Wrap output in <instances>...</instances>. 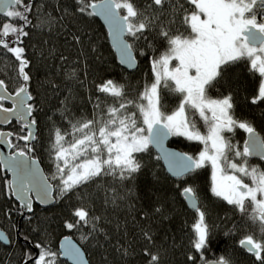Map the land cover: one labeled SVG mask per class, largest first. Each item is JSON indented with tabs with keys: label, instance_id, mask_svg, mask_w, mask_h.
Instances as JSON below:
<instances>
[{
	"label": "trees",
	"instance_id": "16d2710c",
	"mask_svg": "<svg viewBox=\"0 0 264 264\" xmlns=\"http://www.w3.org/2000/svg\"><path fill=\"white\" fill-rule=\"evenodd\" d=\"M24 2L29 3V0ZM30 2L32 11L28 15L31 24L25 28L28 36L22 37L20 46L25 48V56L30 61L32 79L29 90L36 106L32 118L36 119L38 131L31 149L46 174L50 175L56 130L70 132L77 122L99 118L109 105L121 102L119 98L99 92V85L112 80L123 86L124 100L147 105L142 94L155 82L152 62L170 47L160 32L188 35L189 29L181 17L192 9L185 0H169L162 11L147 8L151 0H134L138 7L147 8L146 15L152 17L153 26L140 39L127 37L138 62L135 71H128L118 61L106 28L96 16L79 13L77 0ZM10 20L20 23L0 14V24ZM17 69L18 62L13 54L0 48V79L5 81L11 93L22 84ZM262 81L259 73L250 70L249 61L240 60L228 65L221 77L206 86V96L222 99L230 95L232 116L254 127L264 138V102L252 103ZM159 97L161 111L166 114L175 111L183 98L174 91L172 81H168V86L161 81ZM186 109L196 128L206 134L208 124L198 112ZM127 110L136 113L138 126H143L138 108L130 104ZM8 129L13 134V148L25 149V142L19 139L25 135L21 124L12 122ZM224 136L243 150L244 129L236 127L231 132L226 131ZM170 144L194 157L204 148L199 141L176 135ZM136 156L141 168L130 178L98 176L65 193L49 207L34 204L33 211L23 219V208L8 189L9 176L0 167V229L11 241L9 245L0 242V264H34L41 251L37 244L59 254V242L64 236L73 237L82 246L91 264H146L145 247L160 253L161 264H192L188 259L190 255L196 257V264H204L192 248L193 224L198 214L188 208L182 195L186 186L196 189L199 206L205 212L209 226L204 260L224 257L230 264H257L254 257L241 247L239 240L249 234L260 239L258 226L236 206L211 191L210 164L181 179H174L168 175L151 146L147 152ZM228 156L237 164L243 162V158L234 157L231 152ZM247 164L264 171L263 160L247 157ZM77 207H84L91 215L100 217L97 224L103 231H96L83 239V234L91 231L89 226L79 230L66 229L64 223L72 219L70 214ZM143 231L152 234V244L143 239ZM123 249H127V254ZM27 254L33 257L32 261L27 260ZM57 264L67 262L58 255Z\"/></svg>",
	"mask_w": 264,
	"mask_h": 264
},
{
	"label": "snow or ice",
	"instance_id": "6c2138e0",
	"mask_svg": "<svg viewBox=\"0 0 264 264\" xmlns=\"http://www.w3.org/2000/svg\"><path fill=\"white\" fill-rule=\"evenodd\" d=\"M77 11L88 16H103L108 23L109 31L121 55V63L134 66L135 57L132 40L140 39L150 31L153 20L146 15L147 8L164 10L169 0H151L147 8H140L134 0H77ZM193 10L182 15V23L190 30V35L183 33L170 34L161 31L160 35L170 46L159 59L152 62L155 72V82L146 87L142 98L147 105H135L133 101L124 100V89L112 80H107L97 87L101 93L119 98L121 102L109 105L99 118L77 122L72 125L71 133L55 132L53 148L57 173L52 179H59L61 194L72 191L98 176H119L121 180L128 179L140 170L141 164L136 154L149 150L150 145L162 146L163 140L169 135L184 136L188 140L203 143L204 148L197 156L187 153H165L169 162V170L176 176H184L211 164V191L222 197L238 211L249 217L258 226L260 239L253 234L239 240V244L247 253L254 257L257 264H264V171L257 167H249L247 157L258 155L264 158V138L256 134L254 127L245 122L233 119L232 97L210 99L206 96V86L222 76L227 66L240 60L250 62V70L259 73L264 78V0H187ZM15 6L16 10H13ZM0 10L19 24L11 20L0 24V48L13 54L18 62V76L22 84L11 93L4 80L0 79V123L10 122L12 116L26 121L24 127L27 134L19 139L28 142L36 139L33 127L36 119L27 121L36 111L35 98L29 90L30 61L25 56V48L20 46L22 37H27L25 28L31 24L29 13L32 4L24 0H0ZM78 40L79 37H76ZM179 61L178 65L169 69L171 60ZM194 71V74L192 72ZM161 81L168 86V81L174 83V91L182 94L179 107L171 114L161 111L159 88ZM4 101H11L12 107H5ZM31 101V103H30ZM264 102V81L261 82L258 94L252 103ZM133 104L142 116L143 126H138L136 113L129 112L128 106ZM99 107V105H97ZM186 107L199 113L201 119L208 124L207 135L201 134L187 113ZM210 113V115H209ZM244 129L249 139L243 150L231 144L223 135L234 128ZM12 133L0 132V142L12 147ZM71 136V139L66 137ZM30 146L13 152L4 161L16 179L8 184V189L15 192L22 206L32 210L30 194L37 191V199L43 203L51 199L52 186L47 177L39 176V170L32 167L35 161H30L28 153ZM234 157L243 158L237 164L229 160L228 153ZM0 159H4L0 153ZM225 167L232 170L231 175H224ZM243 177L250 179L245 183ZM11 194V192L9 193ZM182 195L191 203L197 212V221L193 224L194 239L192 248L199 254L204 264H230L224 257L216 261L204 260L209 239V226L205 222V212L198 204L196 189L186 186ZM159 211V209H157ZM72 219L66 220L64 227L69 230H79L89 226L91 231L83 234L87 239L98 228L100 217L90 214V210L77 207L71 214ZM143 239L153 243L152 234L143 231ZM0 241L11 242L8 236L0 231ZM41 251L34 264H57L58 255L70 256L75 264H88L80 248L65 237L64 251L57 253L51 248L36 245ZM127 254V249H123ZM143 254L147 257L146 264H161L158 251L145 247ZM188 259L196 264V257ZM27 260L33 257L27 254Z\"/></svg>",
	"mask_w": 264,
	"mask_h": 264
},
{
	"label": "water",
	"instance_id": "95a60500",
	"mask_svg": "<svg viewBox=\"0 0 264 264\" xmlns=\"http://www.w3.org/2000/svg\"><path fill=\"white\" fill-rule=\"evenodd\" d=\"M13 7H14V6H13ZM0 14H2V15L5 14V11H4V10H0ZM96 17H97L98 20L102 23V25L106 28V30H107V32H108V40H109V43H110L111 47L113 48L114 53H115V55H116L118 61L120 62V64L123 66V68H125V69L128 70V71H135V70L138 68V62H137V59H136V56H135L134 50L132 49V53H133V55H134V57H135V63H134V66L129 67V66L126 65V64H122V63H121V55H120V52H119V50L117 49L116 44H115V42H114V40H113V37H112L111 34H110V31H109V27H108V23H107V21L104 19L103 16L96 15ZM125 39L128 40V39H127V36H125ZM128 42H129V41H128ZM129 43H130V42H129ZM13 94H14V93H13ZM4 102L7 103V104H9L10 107H12V102H11V101H4ZM30 103H31V101H30ZM5 107H6V106H5ZM31 119H32V116L27 117V121H31ZM13 121L20 122L21 124H23V126H24V124L26 123V121L18 120L15 116H12L10 122H7V123H0V126L6 128V127H8ZM24 128H25V127H24ZM25 129L27 130V128H25ZM32 130H33V132L35 133V136H36V135H37V131H38V129H37V124L33 127ZM2 132H4V133H11L9 130H3ZM256 134H257L259 137L262 138L261 134H260L258 131H256ZM171 139H172V135H169V136H167V138H165V139L163 140L162 146H159V147L156 146V145H150V146H151V148L156 152V154L158 155V157H159L160 160L162 161V164H163V166H164L166 172L168 173V175L171 176V177L174 178V179H181V178L187 176V175L190 174V173H188V174H186V175H184V176H176V175H174V174L169 170V162H168V160L165 158V153L183 154V153H186V152H184V151H182V150H180V149H178V148L172 146V145L170 144ZM248 139H249V135H248V133H247V134H246V140H245V142L248 141ZM35 140H36V139L26 142V144H27L28 146H30V151H29V153H28V158H29L30 161H33V160L35 161V163L32 165V167L35 168V169H38V170H39L38 175H39V176H42V177H47V174H46V172H45V170H44V168H43L41 162L39 161L38 158L34 157V156H33V153H32V149H31V147H32V144L35 142ZM16 151H18V150H16ZM13 152H15V151H12V147H11V145H9V144H7V143L0 142V153H2V154H3V157H4V159H0V166H1L2 170H4V171L8 174V176H9V182L14 181V180L16 179V177H14L13 173H12L8 168L5 167V163H4V161L7 160ZM249 157L252 158V159H260V160H263V161H264V158H262V157H260V156H258V155H252V156H249ZM47 179H48V177H47ZM48 183L52 186L51 199L49 200V202H47V203H43V202H41V200H39V199L36 198V197H37V191L33 190L32 193L30 194V198H31V202H32V210H33V204H34V203L37 204V205L40 206V207H43V208L49 207V206H51V205H53V204L55 203V201H56V198H55V188H54L53 184L50 182L49 179H48ZM11 192H12V197H13V198H14V199H15V200H16V201L22 206V203H21L20 200L17 199L15 192H13L12 190H11ZM185 201H186V204H187L188 208L191 209V210H193V211H195V210L192 208L191 203H190L186 198H185ZM198 204H199V200H198ZM22 207H23V206H22ZM32 210H31V211H32ZM31 211H28L26 208L23 207V214H22L21 219L25 218V217H26ZM0 231H3V232L6 234V232H5L4 230L0 229ZM19 231H20V230L18 229V234H19ZM6 235H7V234H6ZM7 236H8V235H7ZM65 237H68L69 240H70V242H71L72 244H74L76 247L80 248L81 252L83 253L84 259L88 261V264H91L90 261H89V259H88V257H87V255H86V253H85V251H84V249L82 248V246H81V245H80V244H79V243H78L73 237H71V236H64V237L60 240V242H59V252L62 253V252L64 251L63 245H64V243H65ZM8 238H9V236H8ZM9 240H10V238H9ZM0 242H2V243L5 244V245H9V244H10L9 242H5V241H0ZM243 249H244V248H243ZM244 250H245V249H244ZM60 257H61V259H63L64 261H66L67 264H75V261H74L70 256L60 255ZM213 261H216V260H211V261H209V262H213Z\"/></svg>",
	"mask_w": 264,
	"mask_h": 264
},
{
	"label": "rangeland",
	"instance_id": "374dc122",
	"mask_svg": "<svg viewBox=\"0 0 264 264\" xmlns=\"http://www.w3.org/2000/svg\"><path fill=\"white\" fill-rule=\"evenodd\" d=\"M188 35H190V30H189V34ZM178 63H179V61L178 60H176V59H173V60H171L170 61V63H169V69L171 70V69H173V68H175L177 65H178ZM155 73V72H154ZM192 74H194V72H192ZM263 81H264V78H263ZM211 99V98H210ZM147 101V100H146ZM186 113H187V109H186ZM187 115H188V113H187ZM209 115H210V113H209ZM233 119L234 120H236L234 117H233ZM237 121V120H236ZM239 122V121H238ZM71 131H72V128H71ZM71 131L70 132H66V133H71ZM63 131H61V133H62ZM207 132H208V129H207V131L205 132L206 134H204V133H201V134H203V135H207ZM226 132V131H225ZM224 132V133H225ZM64 133V132H63ZM224 133H223V135H224ZM66 139H71V136H68V137H66ZM54 140H55V138H54ZM51 161H50V163H52V174H50V175H48L47 174V177H48V179L50 180V182L53 184V186H54V188H55V198H56V201L57 200H59L64 194H61V192H60V190H59V187H58V185H59V179L57 178V179H52V177L57 173V169H56V161H55V149L54 148H52V154H51ZM210 164V163H209ZM211 165V164H210ZM232 174V170L231 169H228V168H226L225 167V172H224V175H231ZM247 177H243V179H244V182L245 183H251V181H250V179H246ZM55 201V202H56ZM206 222V221H205Z\"/></svg>",
	"mask_w": 264,
	"mask_h": 264
},
{
	"label": "flooded vegetation",
	"instance_id": "af4514ba",
	"mask_svg": "<svg viewBox=\"0 0 264 264\" xmlns=\"http://www.w3.org/2000/svg\"><path fill=\"white\" fill-rule=\"evenodd\" d=\"M185 2L187 3V0H185ZM187 5H188V7H189L190 10H191V9L193 10V6H191V5L188 4V3H187ZM14 7H15V6H14ZM193 72H194V71H193ZM4 103H5V102H4ZM5 104H7V103H5ZM6 107H10V105L7 104ZM13 122H17V121H13ZM19 123H20V122H19ZM20 124H21V123H20ZM10 125H11V124H10ZM10 125H9V126H10ZM9 126H8V127H9ZM21 126H22V128H23V130H24V132H25V135H26V134H27V130L24 128L23 124H21ZM8 127H6V128L1 127L2 129H1L0 132H2L3 130H9ZM9 131H10V130H9ZM10 132H11V131H10ZM11 133H12V132H11ZM24 142H25V141H24ZM244 144H245V143H244ZM11 147H12V146H11ZM25 148H26V142H25ZM16 150H19V149H14V148L12 147V151H16ZM0 167H1V166H0ZM1 169H2V168H1ZM3 171H4V170H3ZM4 172H5V171H4ZM5 173H6V172H5ZM6 174H7V173H6ZM7 175H8V174H7ZM34 204H35V203H34ZM34 204H33V207H34ZM36 205H37V204H36ZM22 208H23V207H22ZM32 211H33V210H32ZM32 211H31V212H32ZM31 212H30V213H31ZM30 213H29V214H30ZM22 214H23V211H22ZM29 214H28V215H29Z\"/></svg>",
	"mask_w": 264,
	"mask_h": 264
}]
</instances>
